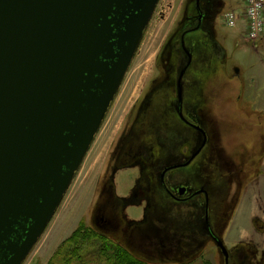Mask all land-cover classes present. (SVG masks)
<instances>
[{"label":"water","instance_id":"obj_1","mask_svg":"<svg viewBox=\"0 0 264 264\" xmlns=\"http://www.w3.org/2000/svg\"><path fill=\"white\" fill-rule=\"evenodd\" d=\"M157 3L0 0V264H22L46 230Z\"/></svg>","mask_w":264,"mask_h":264},{"label":"rangeland","instance_id":"obj_2","mask_svg":"<svg viewBox=\"0 0 264 264\" xmlns=\"http://www.w3.org/2000/svg\"><path fill=\"white\" fill-rule=\"evenodd\" d=\"M191 1H160L80 170L55 216L22 264H49L81 225L103 233L118 244H126V236L119 228L113 227L104 233L96 224V218L104 213L100 208L109 198L107 190L111 184L114 185V193L127 201L128 206L119 214L117 212L118 217L121 212L125 217L123 226L128 228L134 222H140L142 227L149 226L151 217L145 199L139 202L132 200L133 190L141 181L140 166L125 168L117 163L138 119L143 97L165 81L167 66L174 64L175 67L177 63L181 50L170 41L179 34ZM242 6L243 0H224L213 21L214 40L222 49L202 47L207 56L214 58L211 69L203 78L206 83L202 90V105L209 123V146L221 159L212 165L220 172L214 179L226 180L222 192L228 198V204L224 205V220L218 231L229 250L230 259L233 249L243 247L241 251L249 256L245 264H264V32L253 41L244 35L246 29L240 21L234 27L228 25L224 20L226 13ZM193 36L199 37L197 32ZM221 50L225 56L219 59ZM195 58L194 66L202 61L198 53ZM216 59L218 69H215ZM218 164H223L222 171L217 168ZM225 168L231 170V174H226ZM217 192L214 200L221 196L222 192ZM144 254L138 256L147 263L185 264L181 255L160 262L155 260L162 257ZM199 254L191 264H225V257L213 240H209ZM229 264H238L237 255Z\"/></svg>","mask_w":264,"mask_h":264},{"label":"flooded vegetation","instance_id":"obj_3","mask_svg":"<svg viewBox=\"0 0 264 264\" xmlns=\"http://www.w3.org/2000/svg\"><path fill=\"white\" fill-rule=\"evenodd\" d=\"M223 5L224 0L220 3L219 0H192L188 5L179 34L170 41L181 50L177 63L175 67L174 64L167 66L166 79L165 76L162 78L165 81L143 97L138 119L118 159L120 167L140 166L141 181L133 190L132 200L145 199L151 217L149 226L142 227L140 222L130 223L128 228L123 226L125 217L122 212L118 217L117 212L119 214L128 205L124 197L114 193L113 184L107 190V202L100 208L104 213L96 218V224L104 233L113 227L123 231L124 244L134 254L162 257L155 261L164 262L181 255L183 263L191 264L207 242L214 241V234L221 237L218 226L224 220V205L228 204V198L222 192L226 180L214 179L220 172L212 165L221 159L209 146V123L202 105V90L206 83L203 78L211 69L214 58L207 56L202 47H220L214 40L213 21L216 11ZM195 32L199 37L193 36ZM196 51L202 61L195 69ZM224 56L221 50L219 59ZM218 68L216 59L215 69ZM201 75L204 76L201 78ZM222 167L223 164L217 166L221 171ZM226 174H231V170ZM217 190L222 193L214 200ZM212 207H216V214ZM242 249L236 247L231 251V259L235 261L237 255L238 264H245L249 259ZM175 263L178 262H172Z\"/></svg>","mask_w":264,"mask_h":264},{"label":"trees","instance_id":"obj_4","mask_svg":"<svg viewBox=\"0 0 264 264\" xmlns=\"http://www.w3.org/2000/svg\"><path fill=\"white\" fill-rule=\"evenodd\" d=\"M49 264L153 263H147V260L132 253L124 243L118 244L117 241L105 237L103 233H96L93 229L81 225L67 243L59 248Z\"/></svg>","mask_w":264,"mask_h":264},{"label":"built area","instance_id":"obj_5","mask_svg":"<svg viewBox=\"0 0 264 264\" xmlns=\"http://www.w3.org/2000/svg\"><path fill=\"white\" fill-rule=\"evenodd\" d=\"M242 8L229 11L225 20L234 27L240 21L250 40H257L264 32V0H243Z\"/></svg>","mask_w":264,"mask_h":264},{"label":"bare ground","instance_id":"obj_6","mask_svg":"<svg viewBox=\"0 0 264 264\" xmlns=\"http://www.w3.org/2000/svg\"><path fill=\"white\" fill-rule=\"evenodd\" d=\"M125 77H126V76H125ZM124 79H125V78H124ZM113 102H114V101H113ZM97 134H98V133H97ZM81 166H82V165H81ZM79 170H80V168L78 169V171H79ZM78 171H77V172H78ZM58 208H59V207H58ZM212 209L214 210V212H215V214H216V207H214V208L212 207ZM57 210H58V209H57ZM54 216H55V215H54ZM54 216H53V217H54ZM52 219H53V218H52ZM39 239H40V238H39Z\"/></svg>","mask_w":264,"mask_h":264},{"label":"crops","instance_id":"obj_7","mask_svg":"<svg viewBox=\"0 0 264 264\" xmlns=\"http://www.w3.org/2000/svg\"><path fill=\"white\" fill-rule=\"evenodd\" d=\"M244 4V3H243ZM244 35H246L245 33H244Z\"/></svg>","mask_w":264,"mask_h":264}]
</instances>
